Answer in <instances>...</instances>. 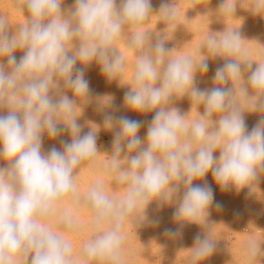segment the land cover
I'll return each mask as SVG.
<instances>
[{
  "label": "clouds",
  "instance_id": "clouds-1",
  "mask_svg": "<svg viewBox=\"0 0 264 264\" xmlns=\"http://www.w3.org/2000/svg\"><path fill=\"white\" fill-rule=\"evenodd\" d=\"M188 2L195 9L204 0ZM63 4L19 0L27 22L14 33L0 17V160L6 162L0 167V264H123V225L134 214L136 224L146 221L151 203L158 209L175 205L178 227L165 229V235L176 238L186 224L205 225L213 205L222 208L204 179L209 172L222 192L247 188L254 193L264 173V62L253 67L238 29L211 32L195 55L172 56L165 36L153 44L144 30L153 15L151 0H119V7L117 0H74L68 9ZM236 5L222 0L219 9L234 16ZM251 8L264 17V0H251ZM158 14L168 25L178 15L173 3H162ZM126 30L131 31L129 50L138 54L132 83H125L130 87L124 107L154 115L141 138V120L105 111L103 127L113 133L109 171L126 191L113 198L102 182L89 188L83 206L96 234L77 258L65 235L46 220L77 192V169L99 153V126L90 125L82 135L76 110L89 98L85 70L93 62L110 81L125 72L115 44ZM18 50L23 52L19 60ZM216 57L225 62L215 70L214 86L200 89L196 75L206 73L208 59ZM185 96L203 105L191 123L188 113L173 106L174 99ZM105 106L111 108L110 100ZM245 112L260 114L251 130ZM64 131L71 139L60 141L62 150L42 151L45 135L56 139ZM63 222L77 227L69 216ZM150 223L158 226L159 221ZM215 242L209 232L194 237L189 264L208 259ZM256 248V242L248 246L249 259L257 256Z\"/></svg>",
  "mask_w": 264,
  "mask_h": 264
},
{
  "label": "rangeland",
  "instance_id": "rangeland-1",
  "mask_svg": "<svg viewBox=\"0 0 264 264\" xmlns=\"http://www.w3.org/2000/svg\"><path fill=\"white\" fill-rule=\"evenodd\" d=\"M12 2L11 0L0 2V17L4 16L9 23L10 33H14L18 26L25 25L24 21L27 16L26 11L24 14L21 11L19 0H12ZM64 3L62 7L68 9L74 5V0H64ZM151 3L153 15L144 24V30L149 31L148 35L153 44L165 36L167 39L165 47L173 50L172 56L195 55L211 32L238 29L242 38L245 39L241 43L248 51V58L253 60V67L256 66V62H264V17L251 12V0H229V4H237L234 16L219 9L222 0H204L195 9H190L188 0H151ZM162 3H173L176 6L177 19L171 25H168L158 14ZM117 7H119V0H117ZM12 9L13 11H10ZM130 39L131 31L126 30L115 44L124 57L127 69L117 77V80H108L95 62L85 70V77L90 85V94L88 100L82 101L81 108L76 110V115H79L77 122H80L82 126L81 134L88 132L90 125L95 124L99 126L98 138L108 136L110 142L101 147L105 152L98 153L94 161H85L77 169V192L65 197L46 220L53 230L65 235L73 247V255L77 258L81 255L83 245L96 234L90 211L87 207L76 204L81 202L87 193L80 188L87 184L93 186L97 182H102L107 194L113 198H121L126 191V185L119 182L117 174L109 171L111 158L106 161L104 157L112 154L113 138V133L106 131L103 127L105 111L114 112L117 116L126 115L131 119L141 120L143 126L138 133L141 138L146 136L147 124L154 115V113L138 114L124 107V94L130 87L125 83H132V70H134L138 54V50H129ZM205 51L202 49V52ZM22 55V51L17 53V60ZM207 62L208 71L198 72L196 75V86L200 89H210L214 86L215 70L225 61L223 58L216 57L209 58ZM76 67L79 68L81 65L77 63ZM246 77L247 73L245 79ZM226 87H230V84ZM68 95L71 96V92ZM109 100L111 108H106L105 104ZM240 102L243 106H247V101L242 97ZM173 106L178 108L181 114L188 113L189 123L198 119L199 114L203 112V105L199 106L195 101L192 103L188 96L174 99ZM87 108H89L88 111ZM244 116L249 130L260 119L259 113L245 112ZM70 139L67 131L62 132L56 139H49L45 135L42 151L47 153L52 147L62 150L60 141H70ZM216 155L218 156L219 152ZM5 166L6 162L0 160V167ZM204 179L211 185L215 193V201L219 202L222 208L218 210L213 205L209 210L210 215L205 225L186 224L179 236L171 238L165 235V229L175 230L178 227L173 220L175 205H166L158 209L155 202L151 203L146 210V221L136 224L134 214L123 225L122 249L125 251L122 253L123 264H189L190 248L194 245V237L199 234L203 238L208 232L216 240L215 251L208 259L201 261V264H264V173L260 174L257 185L253 187L254 193L251 195L248 194L247 188L239 193L234 190L222 192L213 180L211 172ZM203 182L196 181L195 183ZM65 216L76 221L75 229H70L65 225L63 222ZM153 220L159 221L158 226L150 223ZM252 242L257 244V256L249 259L247 248ZM75 249H78L77 253ZM90 264H98V262L92 261Z\"/></svg>",
  "mask_w": 264,
  "mask_h": 264
},
{
  "label": "crops",
  "instance_id": "crops-1",
  "mask_svg": "<svg viewBox=\"0 0 264 264\" xmlns=\"http://www.w3.org/2000/svg\"><path fill=\"white\" fill-rule=\"evenodd\" d=\"M109 141H110V140H109V137H108V136H102L101 138H98V139H97V147H98V151H99V153H100V152H105V150H102L101 147H102V146H105V145L107 144V142H109ZM104 144H105V145H104ZM104 157H105L106 161H109V159H110V155H105ZM107 159H108V160H107ZM90 187H92V185L87 184L86 186L81 187L80 189L85 190V191H88ZM83 202H84V199H82L81 202L76 203V204L83 205ZM93 236H94V235H93ZM93 236H92V238H93ZM77 252H78V249H75V253H77ZM124 252H125L124 249H122V253H124Z\"/></svg>",
  "mask_w": 264,
  "mask_h": 264
},
{
  "label": "bare ground",
  "instance_id": "bare-ground-1",
  "mask_svg": "<svg viewBox=\"0 0 264 264\" xmlns=\"http://www.w3.org/2000/svg\"><path fill=\"white\" fill-rule=\"evenodd\" d=\"M0 2H1V0H0ZM11 2H12V0H11ZM12 3H13V2H12ZM64 4H65V3H64ZM3 6H4V5H3ZM0 7H1V5H0ZM4 7H5V6H4ZM70 8H71V7H70ZM1 11H2V10H1ZM10 11H13V9L10 10ZM6 12H7V11H6ZM3 13H5L4 10H3ZM1 14H2V13H1ZM1 16H2V15H1ZM3 18H4V16H3ZM6 21H7V20H6ZM24 22L26 23L27 20L24 21ZM8 24H9V23H8ZM12 26H13V25H12ZM12 26H11V27H12ZM15 29H16V28H15ZM148 36H149V35H148ZM170 43H171V42H170ZM175 43H176V42H175ZM185 43H186V42H185ZM186 44H187V43H186ZM18 51H19V50H18ZM18 51H17V53H20V51H19V52H18ZM17 53H16L15 55H17ZM129 59L131 60V58H129ZM134 60H135V59H134ZM126 61H127V60H126ZM128 65H129V63H128ZM128 69H129V68H128ZM126 70H127V69H126ZM132 71H133V70H132ZM94 75H95V74H94ZM99 75H100V74H99ZM89 76H90V75H89ZM200 76H201V75H200ZM93 77H94V76H93ZM99 77H101V76H99ZM99 77H98V78H99ZM127 78H128V77H127ZM84 108H85V107H84ZM88 109H89V108H87V111H88ZM100 109H101V108H100ZM82 110H84V109H82ZM85 110H86V109H85ZM85 110H84V111H85ZM96 112H97V111H96ZM79 123H80V122H79ZM81 123H82V122H81ZM93 123H94V122H93ZM90 124H91V123H90ZM82 125H83V124H82ZM109 142H110V141H109ZM109 142H107V143L109 144ZM104 145H105V144H104ZM106 147H107V146H106Z\"/></svg>",
  "mask_w": 264,
  "mask_h": 264
},
{
  "label": "flooded vegetation",
  "instance_id": "flooded-vegetation-1",
  "mask_svg": "<svg viewBox=\"0 0 264 264\" xmlns=\"http://www.w3.org/2000/svg\"><path fill=\"white\" fill-rule=\"evenodd\" d=\"M26 24V23H25Z\"/></svg>",
  "mask_w": 264,
  "mask_h": 264
}]
</instances>
